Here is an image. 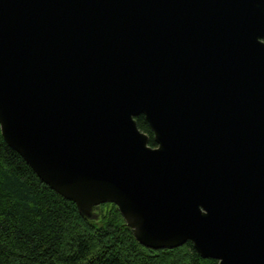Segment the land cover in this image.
Returning a JSON list of instances; mask_svg holds the SVG:
<instances>
[{
	"label": "water",
	"instance_id": "obj_1",
	"mask_svg": "<svg viewBox=\"0 0 264 264\" xmlns=\"http://www.w3.org/2000/svg\"><path fill=\"white\" fill-rule=\"evenodd\" d=\"M0 127L83 216L264 264V0H0Z\"/></svg>",
	"mask_w": 264,
	"mask_h": 264
},
{
	"label": "trees",
	"instance_id": "obj_2",
	"mask_svg": "<svg viewBox=\"0 0 264 264\" xmlns=\"http://www.w3.org/2000/svg\"><path fill=\"white\" fill-rule=\"evenodd\" d=\"M142 131L154 134L146 118ZM83 216L76 203L45 183L5 140L0 127V264H218L192 242L151 249L137 241L116 204Z\"/></svg>",
	"mask_w": 264,
	"mask_h": 264
}]
</instances>
